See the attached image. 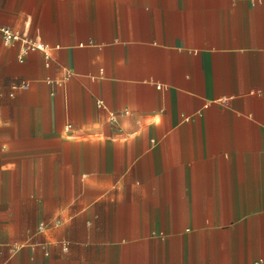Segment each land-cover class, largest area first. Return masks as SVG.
<instances>
[{"label":"crops","instance_id":"crops-1","mask_svg":"<svg viewBox=\"0 0 264 264\" xmlns=\"http://www.w3.org/2000/svg\"><path fill=\"white\" fill-rule=\"evenodd\" d=\"M0 26L47 53L0 35V264H264V0H0Z\"/></svg>","mask_w":264,"mask_h":264},{"label":"built area","instance_id":"built-area-1","mask_svg":"<svg viewBox=\"0 0 264 264\" xmlns=\"http://www.w3.org/2000/svg\"><path fill=\"white\" fill-rule=\"evenodd\" d=\"M0 35H1L2 42L4 44H8V43H11L13 41L20 42V47H21V50L23 52L27 48H36V49H42V50H44L43 49V46L40 43H37L35 41L30 40L26 36L21 35L17 31H14V30L10 29L7 26H0ZM45 55H47L46 51H45ZM98 104H101V103L98 102ZM65 128L66 129L70 128V123H67L65 125ZM65 246L66 245L64 244V247Z\"/></svg>","mask_w":264,"mask_h":264}]
</instances>
